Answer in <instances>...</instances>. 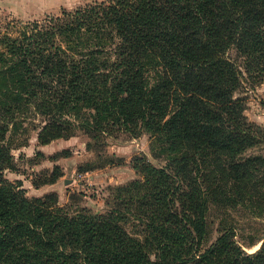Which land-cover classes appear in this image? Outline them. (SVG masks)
<instances>
[{
  "label": "trees",
  "instance_id": "16d2710c",
  "mask_svg": "<svg viewBox=\"0 0 264 264\" xmlns=\"http://www.w3.org/2000/svg\"><path fill=\"white\" fill-rule=\"evenodd\" d=\"M16 23L0 29V264H264V245L248 255L232 230L201 250L209 205L264 183V160L241 158L257 136L236 97L264 81V0H104ZM33 112L41 146L148 134L166 165L136 157L141 179L106 213L30 200L5 173Z\"/></svg>",
  "mask_w": 264,
  "mask_h": 264
},
{
  "label": "rangeland",
  "instance_id": "374dc122",
  "mask_svg": "<svg viewBox=\"0 0 264 264\" xmlns=\"http://www.w3.org/2000/svg\"><path fill=\"white\" fill-rule=\"evenodd\" d=\"M95 1L104 0H88L81 6ZM63 9L50 14L60 15ZM48 15L39 20L42 21ZM13 21L35 20H23L7 10H0L1 31L16 35L19 27ZM228 56L240 64L235 50L230 51ZM236 97L246 99L244 114L247 123L255 128L257 136L256 143L241 158L264 160V81L256 84L245 79ZM43 121L36 113L29 114L24 123V132L13 138L12 145L16 148L13 151L15 169L5 173L8 180L22 182L21 189L30 200L50 197L51 202L58 203L71 214L83 209L97 214L106 213L113 206L116 188L141 179L140 173L134 169L136 157H145L156 167L166 165L164 158H156L151 152L148 134L134 138L129 133L117 132L107 137V144L99 146V142L78 130L70 139L41 146L37 140L36 127L41 126ZM25 140L28 141L25 147H17ZM59 173L61 177L58 181L50 184L49 181ZM252 189L253 194L243 201L209 205L207 234L201 247L203 252L215 245L228 230L233 231L234 240L248 255L261 251L264 245V183L253 185ZM125 228L133 236L144 238L142 228L134 220H128Z\"/></svg>",
  "mask_w": 264,
  "mask_h": 264
},
{
  "label": "crops",
  "instance_id": "0c3cea01",
  "mask_svg": "<svg viewBox=\"0 0 264 264\" xmlns=\"http://www.w3.org/2000/svg\"><path fill=\"white\" fill-rule=\"evenodd\" d=\"M88 0H0V10H7L23 20H39L50 12L77 8Z\"/></svg>",
  "mask_w": 264,
  "mask_h": 264
}]
</instances>
